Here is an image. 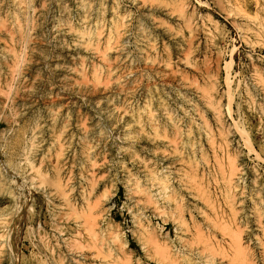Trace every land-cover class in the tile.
I'll use <instances>...</instances> for the list:
<instances>
[{
    "label": "rangeland",
    "instance_id": "374dc122",
    "mask_svg": "<svg viewBox=\"0 0 264 264\" xmlns=\"http://www.w3.org/2000/svg\"><path fill=\"white\" fill-rule=\"evenodd\" d=\"M18 1H22V4ZM119 1L122 9L132 16H138L147 9L146 4L141 1ZM189 3L195 23L201 30L196 50L191 57L195 67L183 60L185 50L174 44L172 38L163 31L162 26H153L145 22L153 31L163 58L171 60V70L170 67L164 68L161 63L157 64L159 72L151 73L139 61H134L136 63H133L129 69L130 79L133 80V85L137 86V92L128 109L141 111L146 115L148 112L146 108H149L156 114L158 122L163 124L162 109L158 106V101L163 99L182 131L176 133V136L170 129L167 139L162 135L164 133L161 130L160 134L163 137L154 140L155 131L149 124L141 134L130 128L128 119L121 114L124 108L121 103L118 104L112 119L105 120L102 117L95 101L111 94V90L105 86L104 79L99 80L92 72L95 67L101 65L100 60L73 46L63 48L58 42L62 41L66 46L71 44V39L67 35L58 33L55 24L69 19L68 22L77 24L79 17L75 11V0H0V17H3L13 34L10 39L9 35L12 34L0 31V264H127L128 262V264H171L157 247L158 243L162 245L164 242L174 249L180 264H198L201 250H204L201 251V255L208 254L210 257L211 254L204 249L205 245L202 246L200 237L202 233H199L201 232L199 224L203 223L205 218L195 206L202 201L196 196L197 189L195 190L189 180L190 166L182 161L177 152L178 149L183 158L189 160L194 155L191 142L198 140L196 143L199 147L203 145L205 151L203 155L206 157L203 158L202 152L197 151L192 162L196 163L197 159L198 172L202 171L210 177L207 161L209 159L208 162L213 164L214 157L208 137H214L213 139L218 143L222 142L223 138L210 107L204 101L201 91L196 88L204 84L207 71L213 73V76L216 75L218 79L225 126L227 129L230 127L232 131L228 136L233 143L230 149L238 152V163L243 169L240 185L248 193V202L252 205L250 193L256 189L255 171L260 184L264 186V35L245 17L244 13L247 11L254 13L256 5L248 2L244 8H241L235 0H189ZM63 8L70 11L69 19L65 16ZM154 16L157 20H164L171 27L178 28V21L166 12L156 11ZM210 18L217 21L218 25L213 22L212 24ZM17 23L21 25L18 26ZM206 30L213 32V36L222 47L220 56L213 38L204 33ZM13 50L19 56L18 63ZM11 51L13 52L10 53ZM231 57L233 65L229 71L233 78L234 100L230 116L226 110L228 96L225 77L226 64ZM204 65L209 66L206 67L209 70H205ZM81 66L87 71L86 77L76 72ZM52 111L59 115L55 133L64 131L63 140L67 138L63 143L69 145L71 149L72 158L67 166V176L73 181L74 209H77L80 215L89 218V212H85L88 210L86 203L79 194L81 190H87L88 194H91L88 195L91 201L87 200L89 203L94 204L95 201L100 204L96 226L97 243L94 236L90 232L88 234L89 226L85 232L83 227L76 226L75 215L71 213L74 211L64 205L61 206V201L50 193L48 184L41 182L37 177L38 170V173L42 172L41 175L48 179L53 177L50 162L51 160L54 162L55 159L56 148L53 140L55 133L45 131L39 134V153L30 156L37 168L36 171L24 165L19 155L20 150L15 146L18 136H21L20 138H23L22 134L29 136L26 133L34 122L39 121L45 127L51 125ZM81 123H84L83 126ZM84 126L87 131L98 128L100 133L90 134L86 138ZM190 126L195 130L188 136L186 132ZM237 127L238 130L245 129L249 133L253 145L261 154V160L245 149L238 136ZM210 130L211 135L208 133ZM173 135L176 136L175 139ZM158 144H161V149L160 153L156 154L153 147ZM86 145L93 151L92 164L82 160V149ZM154 162L165 169L163 171L168 175L169 185L175 191V196L182 194L185 197L184 203L193 214L191 218L189 212L185 213L188 218L187 226H178L170 219L164 221L167 218L164 217L162 209H157V206L149 200V196L143 193L145 189L151 187L145 166H153ZM92 178L96 181L93 190L88 184ZM40 183L41 185L44 183V186ZM12 197H15L18 205L14 203V206L9 207L8 203ZM160 206L162 208L164 206L166 211L171 209L175 211L176 208L175 201L169 199H166L165 204L160 203ZM210 210L211 208L208 207L207 212L212 218L207 221L210 224L209 228L205 226L202 231L206 232L212 241H222L216 246L219 248L222 245L224 250V252L215 251L218 255L221 252L219 256H214L215 252L211 255L215 259L213 264H230L231 259L234 261L231 264H237L233 256L235 252L228 246L231 240L230 235L226 234L229 232L226 233L227 229L226 232L222 231L224 228L218 222L220 220L216 219V215ZM211 220L212 222L216 220L219 224L216 222L213 224ZM110 225L127 243L122 251L115 243L109 244ZM147 227L153 230L157 242L150 241ZM219 227L221 228L217 230ZM256 227L255 223H249V229L242 228L243 243L252 247L259 264H264V247L256 241V234L259 233ZM108 244L111 245L112 250ZM222 252L229 255L228 259ZM183 257H187L189 261L184 260Z\"/></svg>",
    "mask_w": 264,
    "mask_h": 264
},
{
    "label": "bare ground",
    "instance_id": "6f19581e",
    "mask_svg": "<svg viewBox=\"0 0 264 264\" xmlns=\"http://www.w3.org/2000/svg\"><path fill=\"white\" fill-rule=\"evenodd\" d=\"M130 1H133V2L141 1V3L146 4L145 5V7H147L146 11H144L138 16H132L131 13L122 9V6L119 0H75V11L77 13V16L79 17L78 21L76 19L77 24H72L68 22L70 21L68 16L69 15L71 16V14L67 8H63V12L65 16H67V19L69 20L63 23H60L61 21L56 22L55 24V27L57 28L58 33L67 35L71 39V44L66 46V44L64 45L62 43V41H58V42L61 43V46L63 48L73 46L77 49H80L82 51H86L92 54L93 56L97 57L100 60L101 65L99 67L98 66L95 67L92 72L95 75V77L98 78L99 80L104 79L105 86L109 87V89L111 90V94L106 95L103 98L95 101L96 105H98V107L100 108V113L102 117L105 120L112 119V117L115 114V110L118 108V104L121 103V105L124 107L122 108L123 111L121 112V114H123V116L128 119L129 124L131 126L130 128L135 129L138 133L141 134L145 132L146 126L149 124L150 128L155 131L154 132L155 137L153 136L154 140L155 138L157 137L159 138L161 136L160 134L161 130L164 133L162 135L163 136L165 135V137L169 139L168 132L170 131V129L175 132V135L176 133L177 134L180 132L182 133V131H180L177 121L174 119L172 114L168 111L166 107L167 105H165V102L163 99L158 101V106L162 109V113H163L162 116L164 117L163 124H160L158 122V118L156 114L149 108H146L148 109V112L145 111L146 115H144V113L141 111H131L128 109V105L130 104L132 99H134V96L136 95V92H137V86L135 87L133 85V80L130 79L131 75H130L129 69L133 66V63H136L134 61H139L140 63H142L147 68V70L150 71L151 73L159 72L157 64L160 65L161 63H163L162 66L164 68H169L170 66H172L170 64L171 60H168L165 57L163 58V56L161 55L160 49L157 46V40L155 38V35L153 34V31L150 29V27L146 25L145 22H149L153 26H159V25L162 26L163 31L166 34H168L170 38H172L174 44L181 50H185L184 52L185 58L183 60H186L188 64L193 65V66L195 65V62L191 59V57L193 56L196 50V43H197L198 38L200 37L199 35L201 34V30L199 29L198 24L195 23V17L190 9L189 0H130ZM235 1L238 3L237 5L241 8H244L245 4L248 2L249 3L252 2L256 5L255 6L256 10L254 11V13L244 11L245 12L244 14L247 19H249L252 23H254L257 26V29L259 30V32L262 35H264V0H239L240 2L238 0H235ZM18 2L19 4H22V1H18ZM23 2L25 3V1ZM156 11H164L168 15L173 16L178 21V28L176 29L174 27H171L169 24L164 22V20L163 21L157 20L156 17L154 16V13ZM259 12L261 15L259 14ZM0 16H1V8H0ZM2 18L0 17V31L8 33V34H12L10 32L8 25L5 23V21ZM15 22H19V21H15ZM210 22L211 23L213 22L215 25H218L217 21H215L212 18H210ZM20 25L18 24V26ZM204 33L205 34L207 33L206 34L207 36H211V38H213L215 42V46L218 47V52L220 56L222 52V47L216 41L215 36H213V32L211 30H206L204 31ZM9 36H10V39H12L11 36L13 37V34ZM64 43H66V41ZM8 50H12V49H8ZM13 51H11L10 53H12ZM13 54L16 59V63H18L19 61L18 54L15 51L13 52ZM167 57L169 56L167 55ZM232 65H233V58L231 57V60L226 64L227 75L225 77L226 94L228 96L226 110L230 114V116L232 114V110H233L232 102L234 100L232 96L233 78H231L230 71H229L232 68ZM204 66L205 68L209 67L206 65ZM170 70H171V67H170ZM205 70H209V69L206 68ZM76 72L82 77L87 76V71L85 67L83 66L76 69ZM212 74L213 73H210V71H207L205 74L206 76L204 78L205 79L204 84L203 85L201 84L198 87L196 86L199 92L201 91L204 101L210 107L213 113L214 119L216 120L218 127L220 128L219 129L220 134L223 138V141L218 143L213 139L214 137H210V136L208 137L209 138L208 141L210 142V145H211L210 149H212V151L214 152V153L212 152V155L214 157L213 164L212 162H208L209 161L208 158H207L208 161L205 159L208 163L207 165H208L210 177H208L202 171L201 173L198 172L199 162H197V159L195 161L196 163L192 162L195 159L194 155L197 153V151L202 152V155L205 152L203 145L200 144L201 145L200 147L197 145L196 141L198 142V140H195V141L192 140L191 142V148H192L194 155L190 157L189 159L190 161L187 160V158L184 159L181 151H179L178 149H177V152L179 153L180 158H182V161L186 162L188 166H190L191 173L190 171H188L190 173L189 180L192 183V186L195 187V190L197 189L196 192H198V194L196 196H198L200 198V201H202L201 203H203V205H201V203L200 204L198 203V204H195V206L199 210L200 215L202 214V216L205 218L203 220V223L202 222L201 224H199L200 222L198 223L199 225H201V232L199 231V233H202L200 234V237L203 243L202 246L204 247L205 245L204 249L207 250L208 251L207 253L211 255H213V253L216 250H221L224 252L222 245H221L222 247L220 246L219 248H217L221 244L222 241L218 242L217 240L216 242L218 243H216L212 241L211 239H209L210 236L206 235V232L203 233L204 229L210 225L209 223H207V221H210L209 219L211 218V216L207 212L208 207H209L216 215L217 218L216 217L215 218L220 220L218 222L224 228L222 231L226 232L225 229H227L228 231L226 233L229 232L226 235L228 236L230 235L231 241L229 245L228 244L227 245L233 249V252H235L233 254V256L235 257L234 259L235 262H237V264H259L257 260V255L251 249L252 247H250L249 245L245 246L246 243H243L244 237L242 236L244 232L243 231L244 227L249 229L248 224L255 223L257 225L256 228L261 234V235L259 233L256 234V238H257L256 241L259 242V245L261 247L262 246L264 247V186L260 184L257 178L258 176L255 171L254 183H255L256 189L253 191L254 193L253 192L250 193V202L252 203V205H249L248 193L246 192L244 187L240 185L242 181L243 169L238 163V159H237L238 152L236 153L230 149L233 146V143H232L231 138H229L228 136L231 134L232 131H230V127H228L229 129H227V127L225 126L224 109H223V104L221 102L222 97H220L219 95L218 79L215 77L216 75L213 76ZM261 112L263 113V111ZM203 116L201 117L204 118ZM58 121H59V115L57 114V112L52 111L50 113V122L52 123L51 125H48L47 127H45V126H42L39 121H36L34 122V125L28 130L27 133L24 132L26 134H29V136L22 134L23 138H20L21 136L20 137L18 136L17 137L18 140L17 139L16 141L14 140L17 144L15 146H18V150H20L19 155L21 156V160H23L24 165H26V167L28 166V168L31 167L32 170H35L36 168L34 166L35 164L32 163L30 156L37 155L39 153V145H38V139L40 137L39 134L45 131H49L51 134L55 133V126H56V123H58ZM206 121H205V124H206ZM201 123L203 124V122ZM238 127L236 130H238ZM188 129L189 130L186 133H188V136H189V134L191 135L195 129H193L191 126ZM84 130H85L84 131L85 135H87L85 136L86 138L90 134H95L96 132H99L98 128H93L92 131H87L85 127ZM211 130L208 132L209 134ZM238 131H237L238 136L240 138V141L243 143L245 149L249 153H252L256 158L261 160L262 159L261 154L258 150H256L255 146L253 145L249 133L245 129H239ZM63 133L65 132L64 131L57 132V134L55 133L53 137L54 147L56 148L54 162L52 160L50 162V167L53 172V177L48 179V177L41 175L43 174L42 172L41 174L38 173L39 170L37 171V177L38 179H41L40 180L41 182L48 184V187H50V191H51L50 193L61 201V206L64 205L69 210L74 211V212L71 211V213H74L75 215L74 220H75L76 226L78 225L79 227H83L84 232L87 226H89L88 234L90 232L94 236L93 238H95L96 240V235L98 233L96 226H97L98 218H99L97 216H99L98 214L100 210L99 208L100 204L98 202H95L94 200H93L94 204L89 203L87 201L89 200L88 195L90 196L91 194H88L87 190H81L79 194L86 203V206H87L86 208H88V210H85V209L84 210L85 212L86 211L89 212L88 213L90 214L89 218H86L85 216L80 215L76 211L77 209H74L73 181L70 176H67L68 174L67 166L70 163L72 154H71V149L69 145L66 146V144L63 143L64 140L67 138L66 137L63 140V137H62ZM199 135L200 133L198 134V136ZM176 136H174L173 138L175 139ZM176 143H177V140H176ZM160 145L161 144L154 145L153 147L156 154L160 153V149H161ZM173 145H176V144H173ZM49 153H50V150H49ZM157 157L159 156L157 155ZM202 157L205 158L206 156L203 155ZM92 158H93L92 148L89 147L88 145L84 146V148L82 149V160H84L85 163L92 164L93 163ZM163 158L165 159L166 156L164 155ZM145 168L147 171V175L150 178L149 180L151 181V185H150L151 187L150 189H145L143 193L149 196V200H151L153 204L157 206V209L158 208L162 209L163 212L162 211L160 212L165 214L164 217L167 218V219H164V221H167L168 219H170L178 226H187L188 218H186L185 213L189 212V209H188V206L185 205L184 203L185 197L182 196V194H179L177 192L176 193L179 195H176L177 197L175 196V191L172 190L171 186L169 185L170 180L168 178V175L165 171H163L165 169L161 168L157 162H154L153 166H150V167L146 165ZM33 180H37V179H33ZM44 183H42L43 186H44ZM88 184L93 190L94 187L96 186V181L93 180L92 178ZM14 198L12 197V199L9 201L8 203L9 207L14 206V203H16ZM166 199L175 201V205H176L175 211L172 209L170 211L169 210L166 211L165 210L166 208L164 206L163 208L162 206H160V203L165 204ZM15 205H18V204L16 203ZM81 214L83 213L81 212ZM189 215H191L190 217L193 218L192 211L189 212ZM252 216H254V219H252ZM215 222L216 220L212 223L214 224ZM220 228L221 227L217 228V230H219ZM108 230L110 231V234H111L110 236L111 239H109V244L115 243L117 248L122 251L127 244L126 241L124 240V238L119 232H116L112 228V225L108 227ZM146 230L149 231L150 241L157 242L158 239L155 237L153 230L148 229V227ZM212 234L214 236V233ZM74 243H76V241ZM96 243H97V240H96ZM77 244L79 243L77 242ZM216 244L218 246H216ZM2 245L4 246L3 243ZM157 247L158 249L159 248L161 249V251L164 253V255L167 257V259L170 261L171 264H180V262L176 258L177 254L175 253L174 249H171V247H169L167 242L162 243V245L161 243L160 244L158 243ZM109 248L112 250L111 245H109ZM101 250L103 249L101 248ZM209 250L211 253L209 252ZM201 251H204V250H201ZM201 251H200V257H199V263L197 262L198 264H213V262L215 261L214 256L215 255L219 256L221 253L220 252L218 255L215 252L214 256L210 255L209 257L208 254H206L205 256L201 255ZM223 252L222 254L226 256L227 254ZM263 253H264V250H263ZM222 254L221 256H223ZM228 256L229 255L226 256L227 259H228ZM183 259L186 261H189L187 257L185 258L183 257ZM230 261H232L231 263H234L232 259ZM190 264H195V263H190Z\"/></svg>",
    "mask_w": 264,
    "mask_h": 264
}]
</instances>
